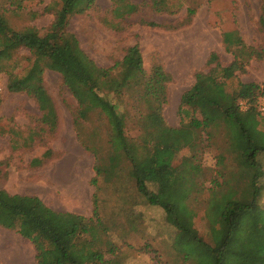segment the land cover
<instances>
[{
    "label": "trees",
    "instance_id": "trees-1",
    "mask_svg": "<svg viewBox=\"0 0 264 264\" xmlns=\"http://www.w3.org/2000/svg\"><path fill=\"white\" fill-rule=\"evenodd\" d=\"M56 1L60 6L51 7L54 20L47 32L41 33L35 25L16 28L11 24L9 13L20 15L25 8L23 0H0V74H8L9 91L30 95L41 113L26 131L0 124V133L11 136L16 151L47 145L59 131V116L45 86L44 72L58 71L78 103L74 112L77 134L96 157L93 212L88 216L57 210L37 195L10 193L0 188V226L16 231L34 244L37 264H85L81 253L94 258V264H123L122 243L112 237L100 213L99 177L112 182L126 170L123 164L127 162V174L135 182L137 192L146 203L164 210L167 222L176 230L174 243L189 248L179 253L183 262L164 264H187L199 259L196 264H264V255L230 248L235 220L241 212L256 207L264 174L259 159L264 152V84L239 78L252 58L264 60V51L248 45L238 28H223V43L233 60L225 64L217 52L210 54L209 70L198 71L194 84L182 95L180 125L171 126L165 119L164 108L168 83L173 78L164 65L154 61L147 69L138 44L126 48L124 57L114 65H98L81 47L78 37L67 29L70 18L86 13L96 0ZM113 4L114 19H123L139 9L131 0H113ZM151 4L157 11H177L168 5V0H152ZM196 11L194 6L188 8V21ZM29 14L33 19L39 16L34 10ZM148 24L158 26L155 22ZM110 25L118 26L113 21ZM182 25L185 23L175 27ZM23 48L31 52V58L19 74L12 64L15 54ZM93 113L100 119L93 128L94 134L104 130L107 135L106 158L98 147L87 144L83 138L82 123L90 120ZM220 135L226 140L221 158L232 154L236 168L221 184L215 181L225 189L214 191L206 201L202 217L207 227L201 230L197 224V194L201 191L199 177L203 170L200 155ZM61 152L47 147L40 156L32 158L30 165L41 169L61 158ZM261 220L259 217L250 223L254 231L259 229L260 242L264 236ZM255 245L259 249L260 244ZM204 254L213 255V262L206 256L203 262Z\"/></svg>",
    "mask_w": 264,
    "mask_h": 264
},
{
    "label": "rangeland",
    "instance_id": "rangeland-1",
    "mask_svg": "<svg viewBox=\"0 0 264 264\" xmlns=\"http://www.w3.org/2000/svg\"><path fill=\"white\" fill-rule=\"evenodd\" d=\"M131 1L139 5L138 11L123 19H114L113 0H96L95 6L86 13L72 16L67 29L78 37L81 47L100 66L114 65L124 57L126 48L135 44L142 51L147 69L154 61H160L173 78L168 83V102L164 108L165 119L171 126L180 125L179 105L182 95L192 87L198 71L209 70L210 54L217 52L225 64L233 60L223 43V28H238L248 45L264 51V0H168V5L177 9L176 12L157 11L151 4L152 0ZM22 3L25 8L20 15L9 13L11 24L16 28L35 25L41 33H46L54 20V9L51 10V7L58 8L59 3L56 0H23ZM190 6H194L197 11L188 21ZM46 8H50V11ZM225 8H228L227 16H224ZM33 10L39 12V16L34 19L29 14ZM112 21L118 26L113 28L110 25ZM149 22H155L158 26L150 25ZM182 23L185 25L175 27ZM30 58L28 49L19 50L13 58L12 69L21 74L30 64ZM239 78L243 82L263 85L264 60L252 58ZM7 82L8 74L2 72L0 124L5 128L15 127L26 131L28 124L35 123L41 113L34 98L25 92L9 91ZM44 82L56 104L59 131L48 140L47 145L17 151L12 148L11 136L0 133V188L10 193L39 195L57 210L89 216L94 207L96 157L84 146L75 129L74 112L78 109V103L58 71L45 69ZM263 100L264 96L261 97ZM90 120L82 123L83 138L87 144L98 147L106 158L109 153L107 135L104 130L94 134L93 128L100 121L96 114H91ZM225 146L226 140L220 135L200 155L203 170L199 177L201 191L197 194L200 201L197 206V224L201 230L207 227L202 217L206 201L214 191L225 189L219 188L215 181L221 184L225 176H230L236 168L232 154L226 153V157L221 158ZM47 147L55 152L62 151L61 158L41 169H33L30 165L32 158L40 156ZM259 159L264 166V152ZM123 166L126 170L112 182L99 177L100 213L112 237L122 243L120 252L123 264L183 262L179 253H185L189 248L186 244L174 243L176 230L167 222L164 210L144 201L137 192L135 182L127 174L128 163L124 162ZM259 217H262L259 225L264 230V174L256 207L241 212L235 220L238 225L230 242L232 250L264 255V236L260 242L259 229L254 231L251 227ZM255 244H260L259 249ZM79 255L86 261L85 264H94V258L89 259L82 253ZM204 256L213 262V255L204 254L202 261L206 262ZM196 261L191 260L187 264H196Z\"/></svg>",
    "mask_w": 264,
    "mask_h": 264
},
{
    "label": "crops",
    "instance_id": "crops-1",
    "mask_svg": "<svg viewBox=\"0 0 264 264\" xmlns=\"http://www.w3.org/2000/svg\"><path fill=\"white\" fill-rule=\"evenodd\" d=\"M0 264H37L34 244L16 231L0 226Z\"/></svg>",
    "mask_w": 264,
    "mask_h": 264
},
{
    "label": "built area",
    "instance_id": "built-area-1",
    "mask_svg": "<svg viewBox=\"0 0 264 264\" xmlns=\"http://www.w3.org/2000/svg\"><path fill=\"white\" fill-rule=\"evenodd\" d=\"M1 89H2V87L0 86V92H1ZM261 108H262V110H264V100L261 101Z\"/></svg>",
    "mask_w": 264,
    "mask_h": 264
}]
</instances>
